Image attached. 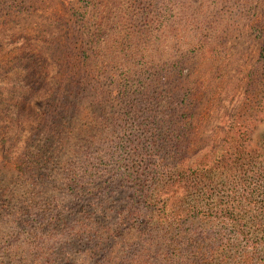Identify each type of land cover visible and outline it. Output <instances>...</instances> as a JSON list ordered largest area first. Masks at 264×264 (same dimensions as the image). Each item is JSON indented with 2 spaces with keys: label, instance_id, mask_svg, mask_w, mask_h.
Masks as SVG:
<instances>
[{
  "label": "trees",
  "instance_id": "1",
  "mask_svg": "<svg viewBox=\"0 0 264 264\" xmlns=\"http://www.w3.org/2000/svg\"><path fill=\"white\" fill-rule=\"evenodd\" d=\"M52 1L0 0V29ZM75 2L64 60L80 77L19 160H0V264H264V140L250 143L264 119V1L173 0L180 21L165 20L159 58L152 0ZM235 13L262 45L221 113ZM207 101L209 131L195 114Z\"/></svg>",
  "mask_w": 264,
  "mask_h": 264
},
{
  "label": "rangeland",
  "instance_id": "2",
  "mask_svg": "<svg viewBox=\"0 0 264 264\" xmlns=\"http://www.w3.org/2000/svg\"><path fill=\"white\" fill-rule=\"evenodd\" d=\"M152 1L151 14L154 13L156 17L155 24L147 28L155 34V44L161 45L162 42V46H157L160 47L156 54L159 58L163 49L169 50L167 44L171 42L172 37L168 36L165 44L163 41L165 32L163 35L160 30L167 18H170L173 24L179 22L180 13L178 7L169 11L173 0ZM121 3V8L117 5V12L120 9L124 10L128 5L127 0H121ZM77 4L75 0H53L51 7L46 11V16L20 15L17 20L9 22L0 29V160L11 159L13 162L19 160L22 150L33 134L44 130L46 125H43L44 117L50 109L48 105L66 97L67 84L73 77L78 79L80 77L76 66L68 65L64 60V51L67 49L64 44H67L70 35L68 26L64 22L71 18L72 8ZM117 12L114 16L119 19ZM201 13L199 11V14ZM49 15L52 19L48 17ZM126 16L135 19L133 16L136 15L129 11ZM230 16L239 18L235 23L233 34L226 43V53L218 60L224 65L229 79L221 103L216 102L218 106L216 108L221 113L243 92L241 81L243 72L258 59L262 45L261 39L256 38L250 28L243 27L245 18L240 17L242 15L235 13ZM225 18H229V15H225ZM139 25L138 20L132 24L130 21L127 24H121L119 21V25L114 24V31L121 29L127 32ZM157 47H154V51ZM43 65L45 69L41 71ZM196 65L199 66L198 63H190V71L198 70ZM142 76L137 74L136 78ZM105 80L107 81L106 78ZM64 84L66 86H63ZM211 95L214 97L217 93ZM230 98L233 99L232 103ZM216 108L215 104L211 106L210 101H207L196 110V118L198 115L201 118L200 116L205 113L213 114ZM205 116L206 121L202 126L209 131L212 124L218 120L209 121L210 116L207 114ZM250 136L251 145L255 148L259 147L264 140V119L258 123ZM206 151L197 152L191 158V162L196 161L198 156H203Z\"/></svg>",
  "mask_w": 264,
  "mask_h": 264
}]
</instances>
